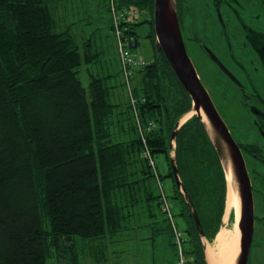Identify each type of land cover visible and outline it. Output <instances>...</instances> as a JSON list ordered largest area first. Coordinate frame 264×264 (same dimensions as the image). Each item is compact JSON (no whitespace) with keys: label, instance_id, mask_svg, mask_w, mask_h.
Instances as JSON below:
<instances>
[{"label":"trees","instance_id":"16d2710c","mask_svg":"<svg viewBox=\"0 0 264 264\" xmlns=\"http://www.w3.org/2000/svg\"><path fill=\"white\" fill-rule=\"evenodd\" d=\"M50 2L0 0V264H47L55 255L75 252L78 239L102 240L120 231L133 215L124 212L126 193L131 206L146 204L152 210L157 206L151 215L161 217L162 230L176 251L161 194H154L146 182L153 180L158 186V176L140 155L145 144L154 159L158 153L166 156L168 172L159 179L169 177L173 182V194L167 197L177 202L172 214L177 226H184L187 254L193 257L189 264H207L170 156L173 131L192 108L190 96L166 57L156 53L154 62L135 73L142 84L133 93L142 122L157 126L146 132L145 143L135 123L130 140L115 142L111 125L120 106L113 102L108 77L89 70L98 54L89 48L90 39L81 42L70 29L59 30ZM116 2L148 14L147 36L155 43L154 0ZM141 23L134 24L138 42ZM84 67L87 86L80 75ZM126 111H132L130 104ZM175 143L181 181L207 240L213 242L228 189L221 160L200 116L177 130ZM136 163L137 177L129 172ZM140 191L144 199L137 196Z\"/></svg>","mask_w":264,"mask_h":264},{"label":"flooded vegetation","instance_id":"af4514ba","mask_svg":"<svg viewBox=\"0 0 264 264\" xmlns=\"http://www.w3.org/2000/svg\"><path fill=\"white\" fill-rule=\"evenodd\" d=\"M195 1L196 5L191 0H179L177 3L180 26L189 56L190 50L197 48L217 71L213 81L206 84L201 74L199 77L240 147L251 178L255 204V227L249 259L251 264L255 243L258 242L255 229L264 218V0ZM206 2L210 16L204 14V17L210 21V26L205 24L202 32L207 36L203 38L197 32L198 27H195V9L198 3L203 5ZM213 25L217 27L215 30ZM215 31L219 33L220 47L224 53L222 56L209 44L208 35L214 36ZM205 47L216 54L229 72H225L210 57ZM258 200L263 203L260 207L262 216L256 212ZM263 232L257 239L262 244Z\"/></svg>","mask_w":264,"mask_h":264},{"label":"rangeland","instance_id":"374dc122","mask_svg":"<svg viewBox=\"0 0 264 264\" xmlns=\"http://www.w3.org/2000/svg\"><path fill=\"white\" fill-rule=\"evenodd\" d=\"M53 1V2H52ZM192 4L196 5L195 0H191ZM52 3V5H51ZM208 2L206 4L201 5L198 3L195 9V13L197 15V22L195 27H198L197 32L200 33V37L207 36L203 35L202 30L205 28V24L210 26V21L205 18L204 16H210L206 9H209ZM50 5L53 6V11L55 16L59 20L60 29H65L66 25L74 22L75 28H80L79 32V39L81 42H86L90 39L89 48L93 51V53H97L98 56L95 59L94 63L89 66V70L94 75H99L100 77H108L107 84L111 89L112 92V99L113 102L118 104L120 107L116 108L114 111L112 125H111V132H112V139L117 141H124L130 140L133 137L132 125H136V116L134 114V110L132 109V105L130 104L128 89L126 87V82L121 72V65L118 56L116 42L113 36H110L105 32L108 23V0H51ZM137 11L138 18L137 22L142 20V23L138 27V34H139V42H140V51L141 55L147 60V62L152 63L156 60V48L155 43L151 39V37L147 36L148 31L150 30V24L148 22H144V19L148 17V14L145 11H140L138 8H134ZM205 14V15H204ZM202 17H204L203 21ZM98 18V20H95ZM190 19V18H189ZM98 23L104 25L103 31L95 32L93 27H96ZM93 28V29H92ZM217 27L213 25V29L215 30ZM186 32V31H185ZM189 32H186V34ZM213 35L209 36V44L215 48V50L222 56L223 49L220 47L219 43V33L218 31L214 32ZM209 34V33H208ZM190 57L194 62L195 67H197L198 74H201L203 78V82L213 81L214 76L216 75L217 71L214 69L213 65L209 62V60L199 51L196 49L190 50ZM81 79L85 86L89 83V75L87 71V67H84L81 70ZM141 77L136 74L130 84L133 88L141 87ZM129 101V103H128ZM128 104H130L131 112H127L126 108H128ZM130 109V108H129ZM157 126V125H156ZM137 128V126H135ZM138 134L139 130L137 128ZM145 148L141 150V157L144 158L147 162H150L149 158L146 159L144 155ZM140 160V159H139ZM155 160V167H152L154 176L160 177L161 175L166 176L168 172V162L166 159L165 154L158 153L156 155ZM141 161V160H140ZM139 161V162H140ZM141 164L142 161L140 162ZM140 164L136 163V165L130 168L129 172L132 173V176H139L140 172L138 173V169ZM158 179V178H157ZM150 186L154 194H158L160 192V188L153 180L147 179L146 181ZM164 185L162 188L164 189L166 195L168 194L170 197L173 194V182L171 178L164 177L163 179ZM137 193V191H135ZM128 194L122 198V205L129 206L131 204V200L128 199ZM140 195L141 198L144 199V191H140L137 196ZM167 195V196H168ZM171 201V208L174 212L176 211V204L177 202L170 198ZM169 201V202H170ZM261 200L257 201L256 212L260 213V207L263 205ZM146 206V204H145ZM152 209V208H150ZM157 209V206L153 208L152 211ZM163 209V208H162ZM264 213V212H263ZM263 213H260L262 216ZM236 214L235 210L231 209L227 211L224 217V227L230 229L233 233L234 226H236L237 222L235 220ZM180 219V218H179ZM261 223H259L256 227L255 237L259 239L262 236L261 231L263 230V223L264 218L262 219ZM184 226L180 228L183 231ZM220 231V230H219ZM184 232V231H183ZM264 233V232H263ZM218 234V233H217ZM165 236H162L164 239L167 240L170 237L167 233H164ZM233 235V234H232ZM187 238V236L185 235ZM256 239L255 243V254L252 258L251 264H264V244L260 243L259 240ZM188 240V239H187ZM206 242V241H205ZM214 242V241H213ZM206 242L207 244H211L213 247L215 242ZM162 243V242H161ZM213 243V244H212ZM78 248H82V245L79 244ZM170 258L168 264H176V251L174 247L170 246ZM79 251V250H78ZM79 253H83L79 251ZM258 253H260L258 255ZM96 255H101L97 253ZM83 257V256H82ZM193 261V257L190 263ZM53 260H48V264H51Z\"/></svg>","mask_w":264,"mask_h":264},{"label":"water","instance_id":"95a60500","mask_svg":"<svg viewBox=\"0 0 264 264\" xmlns=\"http://www.w3.org/2000/svg\"><path fill=\"white\" fill-rule=\"evenodd\" d=\"M153 29L155 34L156 53L163 54L166 57L178 81L182 84L192 100L191 110L180 118L173 131L170 156L176 185L180 192L184 194L188 202L191 215L204 244L207 264H209L206 256V242L208 240L205 236L194 203L181 181L175 155L177 130L194 115L202 118L207 132L215 146L225 171L227 188L229 184L228 172L230 171L232 174V187L240 202V215L238 220L235 217L237 228L240 231L239 254L237 256L236 264H249L255 227V204L251 178L240 147L233 139L228 127L221 118L208 91L202 84L197 69L188 54L180 26L177 0H154ZM205 50L225 72H229L211 49L205 47ZM226 213L227 199L221 228L224 227V217Z\"/></svg>","mask_w":264,"mask_h":264},{"label":"crops","instance_id":"0c3cea01","mask_svg":"<svg viewBox=\"0 0 264 264\" xmlns=\"http://www.w3.org/2000/svg\"><path fill=\"white\" fill-rule=\"evenodd\" d=\"M108 18L107 28L98 23L96 27H93L94 31L99 32L106 28L105 32L112 36L110 15ZM57 22L59 30L70 29L79 37L80 28L76 29L74 22L67 24L65 29H60L58 19ZM151 211L152 209L145 204L124 206V212L133 215L127 217L120 231L109 234L102 240L78 239L75 252L67 251L61 255H55L49 259L53 260L51 264H168L169 245L173 247L171 237L163 240L162 236H165L166 232L162 229L165 226L159 221L161 217L151 215ZM79 244L82 245L80 249ZM78 250L83 253H79ZM97 253L101 255H96Z\"/></svg>","mask_w":264,"mask_h":264},{"label":"built area","instance_id":"2783aa9c","mask_svg":"<svg viewBox=\"0 0 264 264\" xmlns=\"http://www.w3.org/2000/svg\"><path fill=\"white\" fill-rule=\"evenodd\" d=\"M109 14L111 21V33L116 42L118 56L121 65V72L126 82L128 95L132 109L136 116V126L139 130L143 142H146V132L152 131L156 124L153 121L142 122L140 112L138 110V102L133 93V87L130 82L135 76L137 70L143 68L148 64L147 60L141 55L140 44L135 34L134 24L137 22V11L129 6H119L116 0H109ZM144 155L149 158L150 164L155 167V160L151 151L145 144ZM158 186L160 188L162 208L167 216L170 218L172 231L174 233V243L176 248V264H189L192 257L187 254V238L185 233L175 223L171 204L169 199L162 188L163 182L157 177Z\"/></svg>","mask_w":264,"mask_h":264},{"label":"bare ground","instance_id":"6f19581e","mask_svg":"<svg viewBox=\"0 0 264 264\" xmlns=\"http://www.w3.org/2000/svg\"><path fill=\"white\" fill-rule=\"evenodd\" d=\"M228 175L227 211L234 209L238 220L240 215V202L232 187V174L230 171ZM239 240L240 231L237 228V224L234 226L233 233L227 227H222L214 239V246L211 247V244H207L206 256L209 264H236L239 254Z\"/></svg>","mask_w":264,"mask_h":264}]
</instances>
